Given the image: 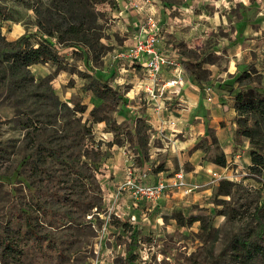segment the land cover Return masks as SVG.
<instances>
[{
	"label": "rangeland",
	"instance_id": "1",
	"mask_svg": "<svg viewBox=\"0 0 264 264\" xmlns=\"http://www.w3.org/2000/svg\"><path fill=\"white\" fill-rule=\"evenodd\" d=\"M25 1L28 4L5 2L9 20L0 19V49L23 34L32 35V43H38L39 16L32 9V0ZM127 1L126 5L112 0L96 6L102 46L89 61L82 52L58 43L63 57L60 70L50 63H38L13 79L3 76L4 68H0V264H212L216 256H220L218 264H238L232 260L229 241L235 232L249 233L257 222L259 195L253 189L260 188L264 196V178L250 174L241 155L227 170L209 171L211 177L217 172L237 183L232 201L230 195L214 199L223 178H212L213 190L206 203L173 212L161 225L139 229L136 219L125 230L113 224L115 208L106 198L103 174L108 172L116 131L106 120H93L105 117L117 122L118 111L125 109L127 101L124 97L118 105L108 100L102 104L92 85L110 75L119 63L118 55L129 44L144 37L146 18L154 15L160 27L157 48L174 56L181 73L186 74L184 61L195 77L204 81L201 84L219 91L232 88L234 95L241 86L237 78L248 70L264 87V0ZM84 106L86 110L81 112ZM94 107L98 109L92 116ZM135 121L131 114L120 123V138L128 140L132 151H141L134 142ZM85 122L90 125L88 134ZM145 127L148 140L149 126ZM210 133L214 134L213 130ZM210 140L208 159L222 151L217 138L214 143ZM48 147L80 160L85 157L79 154L88 147L92 159L98 160L87 164L90 170H74L51 155ZM182 168L188 166L177 171L185 172ZM86 169L97 182L84 183L80 175ZM185 180L190 184L186 174ZM180 189L185 194L193 191ZM90 200L96 201L97 207L91 208ZM176 214L185 222L190 215L202 220L179 224ZM123 216L122 221L131 218L125 212ZM252 264H264V256Z\"/></svg>",
	"mask_w": 264,
	"mask_h": 264
},
{
	"label": "crops",
	"instance_id": "2",
	"mask_svg": "<svg viewBox=\"0 0 264 264\" xmlns=\"http://www.w3.org/2000/svg\"><path fill=\"white\" fill-rule=\"evenodd\" d=\"M116 1L119 4H129L127 0ZM135 1L134 4H140L139 0ZM143 62L120 58L119 63L113 66L117 70L113 86L124 95L126 107L129 108L118 111L117 123L129 120L133 114L136 120L140 118L146 121L150 135L146 149L142 150L141 140L135 133L134 142L141 151L128 148V140L122 145H111L108 172L103 174L107 178L103 182V188L107 189L106 198L109 202V197L118 191L126 178L127 166L130 164L125 155L126 151L136 155L135 174L140 178L146 172L143 179L145 182L155 183L162 178L169 179L183 165H187L188 168H182L185 170L186 179L190 184L198 185V188L189 194L181 189L169 191L157 202L131 199L130 192L124 191L116 200V208L120 214L125 212L128 216L136 215L139 225H135L139 229L156 227L173 212L185 211L192 205L206 203L213 190L209 171L223 172L230 163H236L241 155L245 156L248 165L251 162L249 142L245 140L243 144H237L235 141L237 112L233 94L219 91L212 85L207 87L201 84L204 81L198 80L195 74L189 75L187 71L186 74L181 73L183 81L169 84V81L176 79L171 68L164 67L153 78ZM105 123L99 126H105ZM211 130L227 157L226 166L218 165L213 158L206 157L208 144H211ZM201 141L207 148L195 147ZM122 219H125L124 216Z\"/></svg>",
	"mask_w": 264,
	"mask_h": 264
},
{
	"label": "trees",
	"instance_id": "3",
	"mask_svg": "<svg viewBox=\"0 0 264 264\" xmlns=\"http://www.w3.org/2000/svg\"><path fill=\"white\" fill-rule=\"evenodd\" d=\"M11 0H0V19L9 20L8 6L5 2ZM24 1L25 0H12ZM112 0H32V9L39 16V26L41 31L37 36L39 41L33 44L31 41L32 35L23 34L14 41L7 42L9 47L0 49V68H4L2 75H6L13 79H17L19 73L27 69L30 65L38 63H50L55 65L59 70L62 69V56L58 43L66 47H72L75 51L82 52L88 60L93 52H96L101 44L102 28L98 23V14L96 6L98 4L109 3ZM27 3V2H26ZM28 4V3H27ZM56 39V41H53ZM83 49H79V47ZM95 57L98 58V55ZM89 61V60H88ZM6 64V65H4ZM184 68L189 75L194 74V70L186 65L183 61ZM1 74V73H0ZM117 76V70L113 67L108 77L94 81L92 92L98 98L103 100L104 104L108 100L113 105H118L121 100H124L120 91L113 86V82ZM241 85L237 92L233 95L234 107L237 115L235 141L237 144H242L245 140L250 145L251 163L248 165L250 174L264 178V87L259 86V82L251 78L250 71H244L237 78ZM246 81V83H244ZM246 84L247 89L242 88ZM232 88H226V91L232 94ZM98 107L91 109L90 114L95 115ZM81 112L86 110V107L79 109ZM106 120L107 124H111V128L116 131V136L110 145H122L123 141L120 138L121 126L115 120L106 119L105 117H96L93 122H101ZM142 127H141V126ZM146 121L144 119L136 120L135 133L139 136L140 147L146 144L144 138L146 133ZM83 128L90 133V125L85 122ZM149 128V127H148ZM130 134H133L130 131ZM213 143L216 142L214 134L210 133ZM202 146L198 143L195 147ZM49 153L55 158L61 160L74 170L81 169L80 167L87 166L90 162H96L98 159H92L90 149L87 147L85 152L79 154V157H85L80 160L74 155H64L62 150L55 147L47 148ZM97 155H102L101 153ZM99 156V157H100ZM213 161L221 166L227 165V157L224 152L217 153ZM88 169L81 176L84 183H93L97 180L93 177ZM237 183L228 178L220 180L214 199L220 195H230L231 201L234 199L233 187ZM99 186V184H98ZM100 187V186H99ZM258 193L259 199L255 204L256 223L253 229L246 235L235 232L229 241L232 260L238 264H252L259 257L264 256V196L261 195L260 188L253 189ZM262 200V201H261ZM225 202V200H224ZM88 205L91 208L97 207V202L90 200ZM220 213L226 214L220 210ZM179 224H193L197 220H202L198 215H190L188 221H183L180 215L176 214ZM112 223L123 226L128 230L130 222L122 221L114 216ZM204 227L206 225H203ZM220 256L213 259L212 264H218Z\"/></svg>",
	"mask_w": 264,
	"mask_h": 264
},
{
	"label": "built area",
	"instance_id": "4",
	"mask_svg": "<svg viewBox=\"0 0 264 264\" xmlns=\"http://www.w3.org/2000/svg\"><path fill=\"white\" fill-rule=\"evenodd\" d=\"M159 30L160 27L155 16L148 15L146 23L142 28V32L145 33V36L137 39L134 44L128 46V49L118 56L132 61H144L145 67L149 70L153 78L156 77L164 67H169L176 74V79L169 81V84H178L179 81H183L180 71L181 66L174 56H169L165 51L157 48ZM149 91H151V93L153 92L150 89ZM125 155L130 162L127 166L126 178L120 184L118 191L109 197V203H111L113 209L115 208L114 213L119 218H122V214H120L119 210L116 208V200L124 191H129L130 195L135 199H146L151 202H157L169 191L187 187V192H189L196 189L198 186L192 185L193 188L189 187L188 185L190 184L186 182L185 172L182 170L175 172L169 179L162 178L155 183L145 182L143 179L147 175L146 172H143L140 178L135 174L134 159L136 155L128 151L125 152ZM224 177L226 178V176ZM212 178L220 179L223 177L221 174L213 172ZM136 219V215H131L128 221L131 222Z\"/></svg>",
	"mask_w": 264,
	"mask_h": 264
}]
</instances>
